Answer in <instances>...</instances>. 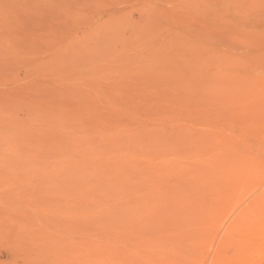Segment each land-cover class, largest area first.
<instances>
[{"label": "rangeland", "instance_id": "374dc122", "mask_svg": "<svg viewBox=\"0 0 264 264\" xmlns=\"http://www.w3.org/2000/svg\"><path fill=\"white\" fill-rule=\"evenodd\" d=\"M0 264H264V0H0Z\"/></svg>", "mask_w": 264, "mask_h": 264}, {"label": "bare ground", "instance_id": "6f19581e", "mask_svg": "<svg viewBox=\"0 0 264 264\" xmlns=\"http://www.w3.org/2000/svg\"><path fill=\"white\" fill-rule=\"evenodd\" d=\"M232 157H233V156H232ZM227 162H228V161H227ZM226 164H228V163H226ZM112 165H113V164H112ZM134 167H135V166H134ZM210 168H211V167H210ZM225 168H226V167H225ZM113 169H114V168H113ZM227 169H228V168H227ZM116 170H117V169H116ZM131 170H132V169H131ZM108 173H109V172H108ZM78 174H79V173H78ZM202 174H203V173H202ZM111 175H112V174H111ZM125 180H126V179H125ZM110 181H112V180H110ZM96 183H97V182H96ZM95 185H96V184H95ZM103 188H104V187H103ZM200 190H201V189H200ZM103 195H104V194H103ZM161 198H162V197H161ZM259 199H260V198H259ZM160 201H161V200H160ZM173 202H174V201H173ZM107 214H108V213H107ZM107 214H106V215H107ZM112 216H113V215H112ZM108 219H109V218H108ZM110 219H111V218H110ZM110 219H109V220H110Z\"/></svg>", "mask_w": 264, "mask_h": 264}]
</instances>
